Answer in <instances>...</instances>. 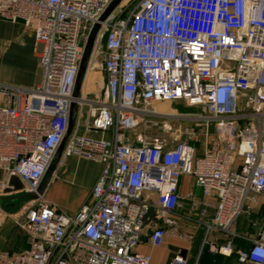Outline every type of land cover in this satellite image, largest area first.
<instances>
[{"label":"built area","instance_id":"1","mask_svg":"<svg viewBox=\"0 0 264 264\" xmlns=\"http://www.w3.org/2000/svg\"><path fill=\"white\" fill-rule=\"evenodd\" d=\"M112 1L0 0V19L32 30L41 69L35 87L0 85V171L6 183L17 176L22 193H37L67 132L72 103L74 127L61 158L101 165L89 200L73 215L44 194L15 213L0 207V225L9 218L29 237L27 250L2 253L0 264H151V256L136 247L154 208L177 233L176 220L167 214L182 206V176L202 192L204 200L192 209L201 206L194 224L204 226L206 238L212 231L231 234L254 196L264 197V0H137L127 14L119 6L132 0H121L100 21ZM95 24L80 93L73 98ZM99 53L103 89L101 98L91 99L86 77ZM175 102L202 113L154 107ZM148 117L187 121L185 140L139 135L130 142L125 133ZM146 193L156 195L155 203ZM211 198L215 214L207 217ZM167 234V228H156L151 246ZM241 238L251 246L238 251V263L264 264V228L254 239ZM216 251L229 255L230 242ZM168 264L189 263L178 252Z\"/></svg>","mask_w":264,"mask_h":264},{"label":"crops","instance_id":"2","mask_svg":"<svg viewBox=\"0 0 264 264\" xmlns=\"http://www.w3.org/2000/svg\"><path fill=\"white\" fill-rule=\"evenodd\" d=\"M38 53L39 46L35 43L31 29L25 27L21 21L12 23L0 19V60L3 67L0 73V85L24 88H32L38 85L41 81ZM101 64H97L100 65L97 68L96 65L91 66L87 72L85 89L88 95L95 96L100 91V84L104 81ZM98 68L100 69L98 70ZM261 109L264 110V104ZM262 133L264 140V117L262 118ZM91 135L99 137L101 133L93 132ZM197 154H201L199 146ZM100 172L101 165L99 164L75 157L60 158L44 192V197L55 203L62 212L73 215L83 203L89 200L91 189ZM5 183L6 177L0 171V207L10 213H15L29 201V198H13L21 195L22 192L3 195ZM66 187L69 188L70 196L65 199L63 191ZM178 194L182 206L167 214L168 217L176 220L177 233L172 232L171 228L164 224L163 219L154 208L151 210V217H148L146 221L136 251L149 254L151 264H168L178 252L187 259L189 264H239L237 260L238 251L248 250L251 246L248 240L241 237L254 239L264 228V197L254 196V202L250 203L251 210L248 214H241L238 217L232 227L231 234L226 235L219 231H212L206 238L204 226L192 223L194 224L192 227L189 219L193 218L194 222L201 219V206L199 205L195 210L192 209L193 202L201 203L204 200L201 190L195 186L191 177L182 176L178 184ZM144 197L149 198L152 203L156 201L154 194L146 193ZM207 202H210L212 206L207 209L206 216L212 217L215 214V201L211 198L207 199ZM159 227L167 228L168 234L158 246L153 247L149 238L152 232ZM191 228H193V233L190 231ZM190 232L193 235L191 240L186 238ZM205 239L207 240L205 241ZM228 241L231 244L230 254L218 253L217 247ZM28 247V235L11 219H6L0 225V255L4 252L9 254L20 253L27 250ZM245 264L252 263L247 262Z\"/></svg>","mask_w":264,"mask_h":264},{"label":"rangeland","instance_id":"3","mask_svg":"<svg viewBox=\"0 0 264 264\" xmlns=\"http://www.w3.org/2000/svg\"><path fill=\"white\" fill-rule=\"evenodd\" d=\"M123 1V0H122ZM120 1V2H122ZM137 0H132L126 4H124V2H122L119 6V11L122 14H127L132 7L134 6L135 2ZM81 45H83V40H81L79 42ZM105 43V39L101 40V42L98 44L97 46V50H101L103 47V44ZM103 61V55L101 53L99 54H95L93 62H92V66L96 65V68L100 65L97 64H101V62ZM95 68V70H97ZM100 68H98L99 70ZM3 70L2 67V61L0 60V73ZM96 81H98V79H96ZM99 81L101 82V79H99ZM93 82V81H92ZM96 84V83H95ZM94 84V85H95ZM100 91L97 93L100 94V98H101V92H102V86L103 84H100ZM97 91V90H96ZM89 98H93L94 95L89 94L88 95ZM157 109H160L162 113H169V114H174L175 111L182 113V114H199L202 113L201 108L199 107H187L184 103L182 102H175V103H160V104H155L154 106ZM188 122L185 120H179L177 118H173V117H148V118H144L143 121H141L139 123V125L131 130L126 132V136L129 139L130 142H136L135 140L137 139V137L139 135L144 136H148V137H154V138H165L167 140H172L174 142H181L185 140V135H184V127ZM61 158V156H60ZM60 161V159H59ZM58 161V162H59ZM63 195L64 198H68L70 196V191L69 188L66 187L65 191H63ZM195 218H197V216H195ZM194 218V220H195ZM191 223H196L193 221V218H189Z\"/></svg>","mask_w":264,"mask_h":264},{"label":"water","instance_id":"4","mask_svg":"<svg viewBox=\"0 0 264 264\" xmlns=\"http://www.w3.org/2000/svg\"><path fill=\"white\" fill-rule=\"evenodd\" d=\"M121 0H113L110 5L107 7V9L105 10V12L103 13V15L100 18V21H103L114 9L115 7L119 4ZM99 29V24H95L93 26V28L91 29L87 40L85 42V46L83 49V53L80 59V63H79V69H78V73H77V77H76V83H75V87H74V92H73V98H77L79 96L80 93V88H81V83L83 80V77L85 75L86 72V68H87V64H88V60L89 57L91 55L92 52V48H93V44H94V40H95V36L97 34V31ZM77 111V105L75 103L71 104L70 107V111H69V122H68V129L67 132L65 134V137L62 141V143L60 144L56 156L53 158V160L51 161L49 167L47 168L40 186L37 190V193H30V194H25L22 193L21 195L15 196L13 198H29V199H35L37 198V195H43L47 185L49 183V181L52 178L53 172L58 164V161L60 159L62 150L64 148V144L66 142V139L68 138V136L70 135L73 127H74V114ZM24 189V186L22 184V182L20 181V179L17 176H10L7 180L6 186L4 187L2 194L3 195H7V194H12V193H17V192H22ZM6 198V197H4Z\"/></svg>","mask_w":264,"mask_h":264},{"label":"trees","instance_id":"5","mask_svg":"<svg viewBox=\"0 0 264 264\" xmlns=\"http://www.w3.org/2000/svg\"><path fill=\"white\" fill-rule=\"evenodd\" d=\"M151 215H152V214H151V211H150V212L148 213V217H151ZM148 217H147V219H148Z\"/></svg>","mask_w":264,"mask_h":264}]
</instances>
